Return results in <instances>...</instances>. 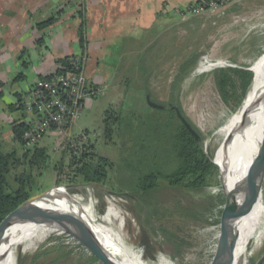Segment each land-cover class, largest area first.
Instances as JSON below:
<instances>
[{
	"label": "rangeland",
	"instance_id": "1",
	"mask_svg": "<svg viewBox=\"0 0 264 264\" xmlns=\"http://www.w3.org/2000/svg\"><path fill=\"white\" fill-rule=\"evenodd\" d=\"M141 37V42L126 39L110 50L104 65L111 76L95 96L85 98L81 116L72 126L77 135L70 147L77 142H81L78 146L92 144L98 156L111 162L105 179L100 184L66 183L65 176L60 179L52 165L61 160L69 142L51 133L43 141L49 144L48 167L40 177L34 172L40 186L37 193L59 184L77 185L67 191L86 204L85 188H89L94 202L91 206L99 217L100 208L105 211L108 205L104 196H111L110 191L122 194L118 198L124 203L113 201L123 216L122 231L113 235L92 233L124 264H148L156 259L160 264H209L222 236L224 199L219 176L215 186L199 191L172 188L160 181L156 189L143 192L137 184L143 174L167 172L175 163L174 134L180 125L170 107L179 108L201 137L208 157L218 154L213 136L235 111L222 103L212 72L251 69L255 77L264 59V0H231L223 8L197 17L169 16L167 23ZM146 97L163 109L150 107ZM109 109L118 122L113 126L112 140L106 141L102 122ZM6 110L0 115V138L8 134L10 118L22 116V111ZM0 145L5 151L20 154L23 150L12 141ZM67 161L65 157L62 164L66 166ZM261 177L256 187L264 194V171ZM262 205L264 208V200ZM38 218L25 221L14 232L22 238ZM47 229L27 253L22 254L20 246L16 249L15 264H102L71 236L51 235L38 244ZM247 249L253 252L248 264H255L264 252V238L258 248L250 243Z\"/></svg>",
	"mask_w": 264,
	"mask_h": 264
},
{
	"label": "crops",
	"instance_id": "2",
	"mask_svg": "<svg viewBox=\"0 0 264 264\" xmlns=\"http://www.w3.org/2000/svg\"><path fill=\"white\" fill-rule=\"evenodd\" d=\"M198 1L201 0H0V115L7 112L6 107L22 111V116L10 118V127L14 121L27 124L33 118L20 105L37 79L55 73L59 60L81 52L77 34L81 17L85 32L84 73L86 80L99 89L111 76L104 60L112 48L126 39L141 42L143 33L167 23L174 10ZM52 16L57 17L53 25L36 28ZM72 126L63 137L68 142L77 135ZM11 137L9 128L0 142L8 143ZM50 137L46 135L39 144L47 151L49 144L43 141Z\"/></svg>",
	"mask_w": 264,
	"mask_h": 264
},
{
	"label": "trees",
	"instance_id": "3",
	"mask_svg": "<svg viewBox=\"0 0 264 264\" xmlns=\"http://www.w3.org/2000/svg\"><path fill=\"white\" fill-rule=\"evenodd\" d=\"M56 20L57 17L52 16L38 23L36 28L38 30L45 29L53 25ZM80 20L77 34L80 51L84 53V21L82 17ZM70 59L71 57L59 60V69L56 72L63 73L69 70ZM143 72L146 73L145 70ZM252 78L253 74L250 71L239 68H221L212 72L216 91L222 103L231 112H234L241 104ZM96 90L98 89L96 88ZM170 110L175 114L172 109ZM117 122V115L109 109L104 114L102 122L103 136L106 141L112 140L113 126ZM179 125L180 128L174 134L173 153L175 163L167 172L151 170L143 174L137 184L138 190L143 192L152 191L158 187L160 181H164L172 188L181 187L191 191H199L218 183L219 173L210 157L204 153L201 144L190 135L180 121ZM26 128V123L17 121L12 122L10 127L12 142L17 143L23 149L20 154L15 150L5 151L0 147V223L22 202L40 191L34 172H37V176L40 177L42 171L48 167L47 149L40 147V143L32 149L24 148L22 135ZM70 145L71 142L62 151L61 160L52 165L53 171L57 173L60 179L65 176L66 183H102L111 162L98 156L92 144L78 146L77 142L75 146L70 147ZM65 157L68 159L66 166L62 164ZM59 182L63 181L59 180ZM69 202L66 201L63 204ZM10 229L6 231L0 244V264L6 259L10 261L18 243V235Z\"/></svg>",
	"mask_w": 264,
	"mask_h": 264
},
{
	"label": "bare ground",
	"instance_id": "4",
	"mask_svg": "<svg viewBox=\"0 0 264 264\" xmlns=\"http://www.w3.org/2000/svg\"><path fill=\"white\" fill-rule=\"evenodd\" d=\"M221 61L222 60H219V62ZM249 88L240 107L235 110L228 121L221 126L213 136L219 152L218 154L213 153V156L210 158L215 162L220 174V180L223 181L227 190L232 189L236 183L245 177L256 155L263 134L264 59L256 70V75L255 77L253 76ZM208 144L209 141H206L205 146ZM261 170H264V162L259 165L257 170L251 176L244 198L242 199L243 201L238 209L239 218L235 222L238 239L234 250L233 264H248L249 257H251L253 253L252 251H248V245L252 243L253 248H258L264 238V208L262 205L264 194L262 189L261 191H255L254 189V184ZM85 190L88 193L86 204L82 202L80 196L71 192L69 193L63 187H57L50 190L47 195L50 199L46 200L51 207H58L77 217L91 232L103 233L104 235L120 233L122 231L121 228L124 227L122 221L123 216L121 212L113 206V201L124 203L123 200L114 196H104L108 205L105 211L104 208H100L99 213L102 216L99 217L97 216L95 209L91 206L94 202L93 199L90 198V189L85 188ZM66 201L70 202L63 204ZM38 217L39 218L32 224L25 235L18 239V243L11 255L10 261L6 259L2 264H15L16 249L20 246V252L22 254L27 253L33 242L36 241L42 232L51 224L52 225L41 237L38 244H42L51 235H56L58 237L64 236L67 238L70 237L56 224H53L47 217L43 215ZM23 223L12 226L10 231H15ZM104 249L115 262L118 264H124L113 251L106 248ZM131 250L134 251L132 248ZM145 260L147 261V259ZM147 263L160 264L158 259L152 262L147 261ZM213 263L214 259L209 264Z\"/></svg>",
	"mask_w": 264,
	"mask_h": 264
},
{
	"label": "water",
	"instance_id": "5",
	"mask_svg": "<svg viewBox=\"0 0 264 264\" xmlns=\"http://www.w3.org/2000/svg\"><path fill=\"white\" fill-rule=\"evenodd\" d=\"M249 71H251L254 76L253 71L251 69H249ZM248 88L246 90L245 95L247 94ZM146 102L152 108L163 109V106L151 102L149 97H146ZM170 108L175 112L177 119L190 133V135L197 142L202 144L201 137L197 134V132L194 130L191 124L186 120V118L183 116L179 108L178 107H170ZM211 162L215 164L214 161L211 160ZM262 162H264V128H263L262 140L258 146L256 155L245 177L242 180H240L238 183H236L233 186V188L230 190H227L223 184V181L220 180V188L224 199V207L221 214L222 236H221L219 248L214 257L213 264H233L234 262V250L238 239L237 228L235 226V222L239 218L238 209L243 201L242 199L244 198L251 176L257 170V168ZM263 171L264 170H261V172L257 176V180L254 184L255 191H258L256 185ZM76 186L77 185H72V184L65 186L59 184L54 188L63 187L67 190L69 188H74ZM50 190L42 191L40 193L31 196L30 198L22 202L13 211H11L3 219V221L0 223V244L3 241L5 233L9 228L21 224L30 219H34L35 217L43 215L47 217L52 223L56 224L59 228H61L65 233H67L69 236L75 239L95 259L100 261L102 264H118L111 258V256H109L108 252L100 245L95 235L89 230V228L81 220H79L77 217L73 216L70 213L65 212L64 210L58 207H51L49 205V202L46 199H50L47 196ZM109 194L115 197L122 196V194H118L112 191H110ZM263 262H264V252L260 256V258L256 261L255 264H263Z\"/></svg>",
	"mask_w": 264,
	"mask_h": 264
},
{
	"label": "built area",
	"instance_id": "6",
	"mask_svg": "<svg viewBox=\"0 0 264 264\" xmlns=\"http://www.w3.org/2000/svg\"><path fill=\"white\" fill-rule=\"evenodd\" d=\"M230 2L231 0H201L174 10L172 14L182 19L197 17L221 9ZM85 60V52H79L70 59L69 70L39 78L30 87L20 105L25 113L33 116L22 135L25 149L37 146L51 133L60 138L66 137L70 127L81 115L85 98L97 94L98 90L86 80ZM81 138L84 139V135Z\"/></svg>",
	"mask_w": 264,
	"mask_h": 264
}]
</instances>
